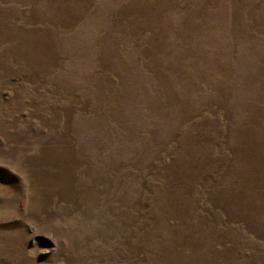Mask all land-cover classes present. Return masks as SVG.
Wrapping results in <instances>:
<instances>
[{"label": "rangeland", "instance_id": "1", "mask_svg": "<svg viewBox=\"0 0 264 264\" xmlns=\"http://www.w3.org/2000/svg\"><path fill=\"white\" fill-rule=\"evenodd\" d=\"M0 264H264V0H0Z\"/></svg>", "mask_w": 264, "mask_h": 264}]
</instances>
